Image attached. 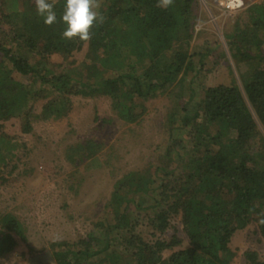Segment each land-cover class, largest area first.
Returning a JSON list of instances; mask_svg holds the SVG:
<instances>
[{
  "label": "trees",
  "instance_id": "trees-1",
  "mask_svg": "<svg viewBox=\"0 0 264 264\" xmlns=\"http://www.w3.org/2000/svg\"><path fill=\"white\" fill-rule=\"evenodd\" d=\"M65 3L58 0L57 22L49 26L37 14L35 1L0 0V122L18 117L23 132H31L35 119L65 117L72 96L104 94L112 98L120 119L135 123L146 112L144 101L180 84L190 95L171 114L175 124L180 122L172 130L192 137L193 148L178 151L182 137L165 144L163 154L175 153L182 171L168 180L173 169L165 168L159 184L150 169L126 173L110 202L114 219L98 223L99 231L87 238L52 243L56 264H231L236 253L230 242L237 230L256 222L264 236V0L248 7L251 24L236 26L229 35L237 37L233 44L241 58L257 62L243 89L204 85L206 53L195 54L197 68L189 51L194 0H174L168 8L157 7L158 0H101L105 20L92 29L87 43L63 38ZM82 48L85 57L70 70L42 66L51 55L68 58ZM37 82L41 85L35 90ZM200 87L199 99L188 107ZM40 99L46 100L36 113ZM2 127L0 164L6 165L7 156H14L15 137ZM100 147L89 139L69 147L67 159L82 161ZM154 189L157 195L146 199ZM142 211L160 233L181 215L188 246L175 249L182 243L175 235L145 240L135 232ZM14 233L26 240L16 215H0V257L16 246ZM165 250L172 252L164 256ZM243 255L246 264H264L254 250Z\"/></svg>",
  "mask_w": 264,
  "mask_h": 264
},
{
  "label": "rangeland",
  "instance_id": "rangeland-1",
  "mask_svg": "<svg viewBox=\"0 0 264 264\" xmlns=\"http://www.w3.org/2000/svg\"><path fill=\"white\" fill-rule=\"evenodd\" d=\"M261 1L244 0L242 8L226 14L214 0H194L196 20L189 51L194 53L197 68L198 56L195 54L206 53L202 71L205 73L204 85L224 83L244 88L245 78L257 62L241 58L233 44L237 37L229 35L236 26L245 28L251 24L247 9ZM2 28L8 29L5 25ZM1 34L0 31V37ZM85 53L86 48L75 51L68 58L54 54L42 66L67 71L79 64ZM14 76L21 77L15 72ZM40 85L41 82H37L35 90ZM179 85L173 84L144 101L146 112L135 123L120 119L113 110L112 98L104 94L72 96V109L65 117L35 119L31 132H23L18 117L0 122L2 130L15 137L14 156L11 158V153L6 165L0 164V215L7 212L16 215L26 236L23 240L14 233L17 244L0 257V264H56L55 258L44 261L36 257L48 251L53 254L51 244L54 242L72 243L87 238L91 232L99 231L98 223L114 219L116 211L110 202L117 181L126 173L150 169L157 184L165 168L173 169L168 180L180 173L182 168L175 153L169 157L163 154L165 144L173 137H182L176 147L178 151L186 154L193 148L192 137L184 131L172 130L180 122L175 124L171 114L180 110L190 95L183 93V87ZM200 89L196 90L188 107L199 99ZM45 100L35 101L36 113L40 112ZM89 139L101 144L98 152L82 161H69V147ZM13 165L15 167L11 168ZM158 191L152 190L146 199L156 196ZM148 215L145 211L140 212L135 226V232L145 240L170 239L175 235L182 242L175 249L188 246L181 215L171 218V226L164 233L153 228ZM230 247L236 253L231 264H246L243 253L247 249L256 251L264 259V236L258 224L251 222L237 230ZM171 252L165 250L164 256Z\"/></svg>",
  "mask_w": 264,
  "mask_h": 264
},
{
  "label": "clouds",
  "instance_id": "clouds-1",
  "mask_svg": "<svg viewBox=\"0 0 264 264\" xmlns=\"http://www.w3.org/2000/svg\"><path fill=\"white\" fill-rule=\"evenodd\" d=\"M58 0H35L37 14L43 18L46 25L51 26L57 22L56 4ZM174 0H158L157 7L168 8ZM101 0H66L61 17L66 25L62 32L67 40L79 39L89 42L92 39V29L103 24L105 17L100 11Z\"/></svg>",
  "mask_w": 264,
  "mask_h": 264
},
{
  "label": "built area",
  "instance_id": "built-area-1",
  "mask_svg": "<svg viewBox=\"0 0 264 264\" xmlns=\"http://www.w3.org/2000/svg\"><path fill=\"white\" fill-rule=\"evenodd\" d=\"M214 3L226 14L242 8L245 4L244 0H214Z\"/></svg>",
  "mask_w": 264,
  "mask_h": 264
},
{
  "label": "water",
  "instance_id": "water-1",
  "mask_svg": "<svg viewBox=\"0 0 264 264\" xmlns=\"http://www.w3.org/2000/svg\"><path fill=\"white\" fill-rule=\"evenodd\" d=\"M36 258L42 259L44 261H46V260L49 261L50 259H54V256L51 252L48 251L47 253H43V254L38 255Z\"/></svg>",
  "mask_w": 264,
  "mask_h": 264
},
{
  "label": "flooded vegetation",
  "instance_id": "flooded-vegetation-1",
  "mask_svg": "<svg viewBox=\"0 0 264 264\" xmlns=\"http://www.w3.org/2000/svg\"><path fill=\"white\" fill-rule=\"evenodd\" d=\"M37 259H39V258H37Z\"/></svg>",
  "mask_w": 264,
  "mask_h": 264
}]
</instances>
